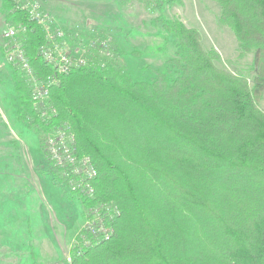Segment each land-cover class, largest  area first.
I'll list each match as a JSON object with an SVG mask.
<instances>
[{
	"label": "trees",
	"instance_id": "16d2710c",
	"mask_svg": "<svg viewBox=\"0 0 264 264\" xmlns=\"http://www.w3.org/2000/svg\"><path fill=\"white\" fill-rule=\"evenodd\" d=\"M212 1L238 49L253 53L250 83L218 68L196 30L163 17L155 25L172 36L174 57L149 79L97 56L59 72L40 51L65 48L61 37L49 41L21 1L2 0L33 76L49 84L33 107L30 76L9 63L16 119L41 136L67 123L98 172L92 199L68 194L82 208L114 203L119 213L105 241L89 242L84 229L71 264H264V0ZM39 147L46 158L41 137ZM45 174L64 187L50 162Z\"/></svg>",
	"mask_w": 264,
	"mask_h": 264
},
{
	"label": "rangeland",
	"instance_id": "374dc122",
	"mask_svg": "<svg viewBox=\"0 0 264 264\" xmlns=\"http://www.w3.org/2000/svg\"><path fill=\"white\" fill-rule=\"evenodd\" d=\"M20 1L23 6H36L37 11L53 20L61 33L62 46H66L59 47V51L64 50L70 61L78 63L77 67L88 66L97 56L118 64L134 79L147 80L153 70H165L174 57V46L172 36L155 25L163 17L179 19L196 30L202 48L219 56L218 68L242 75L249 83L253 75V53L238 49L230 29L219 22V6L212 0H173L160 6L153 0ZM15 27L5 20L0 0V264H71L76 238L84 233L92 213H98L101 205L117 217V207L114 203H101L82 208L77 199L71 198L70 194H76L92 199L96 191L93 182V195L89 197L64 175L58 161L49 154L48 136L62 127L68 129L67 123L53 125L41 136L16 119L10 105L14 90L7 57L10 41L4 38V32ZM49 51L59 58L54 48ZM257 104L264 112V90ZM40 137L47 160L40 152ZM74 148L78 156H86L78 151L76 136ZM49 162L58 169L64 187L53 184L45 174ZM93 168L97 178L94 164ZM96 240L107 239L89 238L92 243Z\"/></svg>",
	"mask_w": 264,
	"mask_h": 264
},
{
	"label": "built area",
	"instance_id": "2783aa9c",
	"mask_svg": "<svg viewBox=\"0 0 264 264\" xmlns=\"http://www.w3.org/2000/svg\"><path fill=\"white\" fill-rule=\"evenodd\" d=\"M19 3V2H18ZM22 5V4H21ZM22 7V6H21ZM30 16H33L38 20L43 28L46 30L47 39L49 41L54 40V38L61 37V33L55 28L52 31L50 26L54 25L53 20L47 18V16L36 10V6L25 4ZM24 30L23 28H19ZM16 28H10L8 31L4 32V38L10 41L9 54L7 55L8 60L11 64L18 66L20 69L24 70L30 76V82L33 85L32 102L33 106L38 107L48 96V83H43L37 81L33 76L32 69L26 58V55L22 49V44L17 40ZM55 49L59 53V58H54L49 50ZM58 45L51 43V46L44 47L41 49V56L48 63L54 64L59 72L67 71L72 66H77L78 63H74L69 60V56L66 52H60ZM70 61V63L68 62ZM81 63V62H80ZM38 103H40L38 105ZM40 116L46 119V113L44 111L40 112ZM64 130V131H62ZM75 136L67 128L62 127L60 131L52 133V135L47 138V147L51 158L58 161L59 168L63 170L66 177L73 179L74 183L79 187L83 188L88 196L93 195V182L95 180V170L90 158L87 156H78L74 148ZM117 215L119 214L117 209L114 207ZM108 212V209L104 206L98 210V213L93 212L88 224H86L85 229L92 233L97 239H108L112 228L106 226L112 220V216H116L113 212ZM91 222V223H90ZM84 239V237H82ZM85 240V239H84Z\"/></svg>",
	"mask_w": 264,
	"mask_h": 264
},
{
	"label": "crops",
	"instance_id": "0c3cea01",
	"mask_svg": "<svg viewBox=\"0 0 264 264\" xmlns=\"http://www.w3.org/2000/svg\"><path fill=\"white\" fill-rule=\"evenodd\" d=\"M3 116V119L6 121V117L4 114H1ZM2 123L4 124V121H2ZM6 123V122H5Z\"/></svg>",
	"mask_w": 264,
	"mask_h": 264
}]
</instances>
